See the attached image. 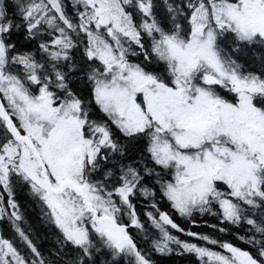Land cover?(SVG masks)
<instances>
[{"label":"snow or ice","instance_id":"snow-or-ice-1","mask_svg":"<svg viewBox=\"0 0 264 264\" xmlns=\"http://www.w3.org/2000/svg\"><path fill=\"white\" fill-rule=\"evenodd\" d=\"M264 264V0H0V264Z\"/></svg>","mask_w":264,"mask_h":264},{"label":"trees","instance_id":"trees-1","mask_svg":"<svg viewBox=\"0 0 264 264\" xmlns=\"http://www.w3.org/2000/svg\"><path fill=\"white\" fill-rule=\"evenodd\" d=\"M176 264H180V262H179V261H177V262H176ZM185 264H187V262H185Z\"/></svg>","mask_w":264,"mask_h":264}]
</instances>
